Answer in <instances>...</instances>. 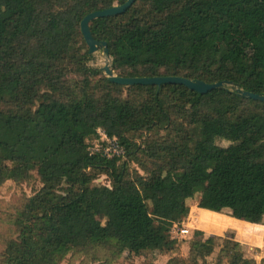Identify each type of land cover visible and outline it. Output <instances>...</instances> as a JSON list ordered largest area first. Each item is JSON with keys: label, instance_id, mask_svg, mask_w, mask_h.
Instances as JSON below:
<instances>
[{"label": "trees", "instance_id": "trees-1", "mask_svg": "<svg viewBox=\"0 0 264 264\" xmlns=\"http://www.w3.org/2000/svg\"><path fill=\"white\" fill-rule=\"evenodd\" d=\"M124 1L0 0V186L33 170L41 181L0 215V264H51L58 254L113 264L177 251L166 232L189 213L195 188L199 207L233 216L251 205L243 218L264 227V101L229 87L110 81L80 22ZM89 28L120 76L230 80L264 94V0H133ZM97 126L124 139L125 159L90 151ZM218 244L197 231L186 256L163 264H206ZM220 246L216 264H256L239 240Z\"/></svg>", "mask_w": 264, "mask_h": 264}, {"label": "rangeland", "instance_id": "rangeland-1", "mask_svg": "<svg viewBox=\"0 0 264 264\" xmlns=\"http://www.w3.org/2000/svg\"><path fill=\"white\" fill-rule=\"evenodd\" d=\"M106 59L109 60V57L105 56L102 51H98L96 52L92 63L102 64ZM183 125L184 121L182 117L175 119L172 123L173 128ZM159 134L166 135L167 131L161 130ZM100 135L101 133L97 132V136L93 140L92 146L94 145L104 148V145L100 140ZM131 135L132 134L128 132L125 134L126 137L130 138L132 137ZM143 136L144 131L136 133L132 138L140 140ZM119 149H124L123 145L120 144L118 150L111 149L108 153V157L111 158L114 155L119 156L120 159L118 162L125 159L126 156L119 153ZM132 172L133 174H142V171L136 164L133 165ZM97 180L108 184V179L104 174L99 175ZM40 185L41 181L36 170L31 172V178L28 181L17 184L11 179L7 180L0 186V215H5L4 218H7V213L11 211L12 206L23 196L31 195L40 187ZM194 190L196 191V197L188 203L189 213L181 221L177 222V226H180L181 224L187 225L189 232L186 236L179 235L178 233H171L169 231L166 232L168 237H175L180 241V248L177 251L166 253H159L157 251L145 252L141 255H135L131 259L121 256L113 264H145L148 260H152L156 264H163L169 257L186 256L188 252V240L197 231H203L206 234L214 233L219 243L216 247L217 253L209 256L206 264H216L219 260L218 254L222 251L220 244L229 237L239 240L243 245L245 254L253 257L256 260V264H260V260L264 258V227L262 224L253 223L243 218V214L251 208V205H248L244 209H240L235 215L229 217L228 213L209 211L199 207L198 200L200 198L201 189L195 188ZM5 226L6 224L0 219V231L5 229ZM51 264L72 263H69L68 255L64 256L58 254ZM73 264H78V261L76 260Z\"/></svg>", "mask_w": 264, "mask_h": 264}, {"label": "water", "instance_id": "water-1", "mask_svg": "<svg viewBox=\"0 0 264 264\" xmlns=\"http://www.w3.org/2000/svg\"><path fill=\"white\" fill-rule=\"evenodd\" d=\"M132 2L133 0H125L123 3L118 5L110 6L100 10L91 11L87 13L80 22L81 32L84 36L85 42L88 45L89 52L95 56L96 52L99 51L98 50L99 46H102L103 47L102 53H104L105 56L109 57V60L106 59L104 63L97 64V66L105 73V75L110 81L122 85L140 83V84H156L159 86L165 83H177V84H183L189 89L195 90L199 93H205L208 90L214 88L229 87L230 89L235 91L237 95L264 101V94L242 89L237 84L233 83L230 80H219L209 83L201 79H190L179 75L120 76L116 74L111 67V61H110V56L108 53L106 41H98L93 38L89 28V22L90 20L95 19L97 17L109 16V15L121 13L125 11L128 7H130Z\"/></svg>", "mask_w": 264, "mask_h": 264}, {"label": "built area", "instance_id": "built-area-1", "mask_svg": "<svg viewBox=\"0 0 264 264\" xmlns=\"http://www.w3.org/2000/svg\"><path fill=\"white\" fill-rule=\"evenodd\" d=\"M95 130L97 132L101 133L100 140H101V143L104 145V148L97 147V146H94V145L93 146L90 145L89 146L90 151L97 150L98 148H101V149L104 150V152L108 156V153H109V151L111 149L118 150L119 145L120 144L123 145L122 142L124 141V139H118L117 137H109V136L106 135L105 131L102 128L98 127V126L96 127ZM123 148H124V145H123ZM123 152L125 153V148L124 149H119V153L124 155ZM169 232L178 233L179 235L186 236L187 233L189 232V228L185 224H181L180 226H177V223H174L173 226L170 228Z\"/></svg>", "mask_w": 264, "mask_h": 264}, {"label": "crops", "instance_id": "crops-1", "mask_svg": "<svg viewBox=\"0 0 264 264\" xmlns=\"http://www.w3.org/2000/svg\"><path fill=\"white\" fill-rule=\"evenodd\" d=\"M229 217H231V216H229ZM232 228H234V227H232ZM263 228V227H262Z\"/></svg>", "mask_w": 264, "mask_h": 264}]
</instances>
